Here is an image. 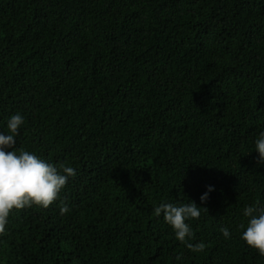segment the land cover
I'll list each match as a JSON object with an SVG mask.
<instances>
[{"label":"trees","instance_id":"trees-1","mask_svg":"<svg viewBox=\"0 0 264 264\" xmlns=\"http://www.w3.org/2000/svg\"><path fill=\"white\" fill-rule=\"evenodd\" d=\"M0 264H264V0H0Z\"/></svg>","mask_w":264,"mask_h":264}]
</instances>
